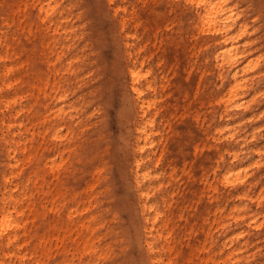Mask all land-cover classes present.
<instances>
[{
  "label": "rangeland",
  "instance_id": "1",
  "mask_svg": "<svg viewBox=\"0 0 264 264\" xmlns=\"http://www.w3.org/2000/svg\"><path fill=\"white\" fill-rule=\"evenodd\" d=\"M41 3L44 8L48 3L57 4L49 18H45L46 11L41 9ZM115 4L119 8L117 14L108 0H0V54L7 49L6 58L0 59V97H3L0 107L9 102V107L3 111L11 121L10 133L15 134L12 145L18 144L19 140L21 143L10 159L6 152L8 147L2 150L0 143V209L2 189L8 195L14 193L17 197H7V205L11 210L14 206L24 210V220L31 227L34 215L29 205L31 202L42 203L46 221L39 223L38 231L46 234L51 248V255L41 254L35 241L25 242L21 233L4 249L10 264H37L40 257L42 262L39 264H152L138 230L137 196L131 190L130 175L124 167L127 157L124 137L128 136L132 126L131 94L124 73L125 44H129L132 53L138 52L139 60H144L142 69L152 68L157 84L167 86L172 83L176 65H171L161 54L166 48V38L174 36L180 42L186 53L183 64L188 70L192 69L193 62L190 55H198L203 62L199 53L201 42L197 39L198 30L191 24L192 11L183 0H116ZM239 5L253 28L260 27L251 35L252 55L258 56L264 52V10L259 9L258 0H240ZM123 17L127 23L122 31ZM58 22L60 29L56 32ZM65 30H72V35L67 36ZM10 66L13 70L5 72ZM205 78L206 88L213 84L216 89L221 88L222 82L216 73L209 72ZM168 93V89H159L158 98H165ZM151 95L152 91H148L147 99ZM198 101L176 104L177 116L169 117L171 125L175 127V123L187 120L188 114L218 123L220 107L197 106ZM70 103L80 108L77 114L73 111V120L67 114H57L63 106L71 110ZM262 106L264 109V102ZM164 113L157 116V121L172 134L173 127L168 122H161ZM192 123L196 126L197 122ZM259 125L264 134V115L259 118ZM190 142L200 148L203 146L197 138H189L186 146L185 140L182 141L178 159L188 160L185 163H189L193 149L187 147ZM217 146L226 163L233 160L222 149L220 141ZM53 159L58 163L63 161L62 168L56 164L53 167ZM245 159L243 167L253 161L252 158ZM217 164L214 159L211 166ZM211 166L200 169V177L194 180L191 173L178 168L172 170V166L163 160L154 171L159 174L155 183L161 180L163 185L152 191L151 199L163 209L161 196L174 195L173 207L180 205L185 217L192 214L197 205L199 208L202 205L210 207V220L205 225L198 214V225L174 219L181 244L194 246L198 243L200 246L211 225L214 243L209 253L214 254L216 260L239 248L240 256L235 254L231 264H264V227L258 229L255 226L264 220V201L261 207L257 205V199L261 200L264 192L249 186L250 177L245 186L240 183V187L232 189L215 182L218 191H214L205 184L208 175L211 180L215 177ZM248 171L251 174L257 169L251 166ZM16 172L21 173L19 178L13 177ZM28 175H31L29 180ZM4 178H10L11 185L18 181L21 186L12 192V187L4 185ZM261 181L264 184V176ZM25 188L29 195L20 197ZM239 192L245 195L240 196ZM213 193L219 198L210 203L209 197ZM235 205L239 210H235ZM217 207L222 212L215 214ZM251 210L259 213V221L253 225L249 224L251 219L248 218ZM238 213L246 215L247 219H238ZM69 214L73 221L96 217L99 228L92 237L95 252L83 254L84 243L80 238L75 239L74 233L66 240L63 250L56 251L51 227L55 220L62 223ZM191 226H194L193 233L189 234ZM246 240L248 246L240 248ZM178 250H181L180 246ZM4 251H0V261ZM105 252L109 253L108 258L102 257ZM205 254L206 251L202 252L203 256ZM180 260L184 264H193L186 257H180Z\"/></svg>",
  "mask_w": 264,
  "mask_h": 264
},
{
  "label": "bare ground",
  "instance_id": "2",
  "mask_svg": "<svg viewBox=\"0 0 264 264\" xmlns=\"http://www.w3.org/2000/svg\"><path fill=\"white\" fill-rule=\"evenodd\" d=\"M108 1L110 5L117 6L115 4L116 0ZM183 2L192 11L191 24L195 30H198L197 39L201 42L199 53L203 57V62L198 55H190L193 62L192 69L188 70L183 64V55L185 56L186 53L183 52L180 42H177L174 36L167 37L166 48L161 54L167 60H170L171 65H176L175 75L170 85H158L157 77L153 76L152 68L149 67L143 70L144 60H139L138 52L132 53L129 49V44H125L124 73L126 86L131 94L129 111H132V114H129L132 126L128 136L124 137L127 155L124 167L130 175L131 190L137 196L139 209L138 230L142 234V243L149 254V261L152 264H184L180 257H186L193 264H212V262L213 264H231L235 254L240 256L239 248L231 250L226 257L219 260L213 257L214 254L211 255L209 253L214 243L211 225H209L210 228H207L200 246L198 243L194 244V246L181 244L177 232L178 227L174 219L198 225L199 221L196 220V214H198L202 218L201 222L205 225L210 220V207L207 208L202 205L199 208L200 205H197L192 209V214L185 217L180 205L173 207L174 195L171 197V194L161 196L164 206L161 209L157 202L151 199V193L163 185L161 180H159L158 184L154 181L159 176L158 172L154 173V171H156L157 166L163 160L167 165L172 166V170H177L178 168L184 173H191L192 178L195 180L200 177L198 174L199 170L210 167L214 159H216L218 164L211 166L215 175L212 178L213 180L210 179L209 175L206 178L205 184L209 188L218 191V186L215 182H220L231 189L236 186L240 187V183L245 186L246 181L250 177L252 179L249 181V186L251 188H260L261 192H264V184L261 181L262 176H264V145L262 144L264 134L261 132L262 128L259 125V118L264 115L262 106L264 102V52L253 57V40L251 39V35L255 34L260 27L253 28L247 14L240 8V0H183ZM114 7L113 9L117 14L119 8ZM258 7L260 10H264V0H258ZM56 8L57 4L51 5L48 3L45 8L43 4L41 5V9L46 11L45 18H49ZM126 23V18L123 17L120 22L122 31L125 30ZM59 29L60 22L57 23L55 31L59 32ZM64 33L67 36H71L72 30H65ZM206 35L209 37L206 38ZM133 37L135 38V36ZM6 54L7 49L0 54V59H5ZM11 70H13L12 66L7 67L5 72L8 73ZM209 72L217 74V77L222 82L221 88L216 89L214 84L212 87L208 86L206 88L207 80L205 76ZM11 86L12 84H9V87ZM163 88L168 89L169 93L165 98H158L157 92ZM148 91H152L149 99L146 97ZM192 100H199L197 106H219V122L216 123L211 121V119H200L197 114H188L187 120L180 124L175 123V127H173L171 125L172 119L170 118L177 116L175 105L191 104ZM2 101L3 97H0V103ZM68 106L71 110L68 111L63 106L58 110L59 113L57 114H67L73 120L75 119L73 111L75 110L77 114L80 110L79 105L74 107L70 103ZM7 107H9V102L3 103V109L0 107V143L2 150L5 146L8 147L6 152L8 159H10L11 154L16 153L21 143L19 140L17 141L19 142L18 144L12 145L15 142V134L10 133L11 121L3 111ZM163 111L165 113L161 122H168L171 125L170 127H173V129L171 128L173 130L172 134L166 130L165 125L157 121V116ZM193 118L197 122L196 126L192 123L194 121ZM189 138L194 140L197 138V140L203 142V146L200 148L199 145L190 142L191 144L187 147H193V149L189 156V163L186 162L187 165L185 161L188 160L181 161L178 159V149L184 140L186 146ZM219 141L222 144V149L233 159L228 163H226L222 153H220V147L217 146ZM35 151L37 152V149ZM246 157L252 158L253 161L243 167L247 161ZM235 161L237 162L235 163ZM221 163H224L223 167L220 166ZM51 164H53V167L56 164L59 169L64 165L63 161L58 163L54 159ZM251 166L257 171L250 174L248 170ZM20 174V172H16L13 177L19 178ZM30 177L31 175H28V180ZM3 181H5V183L3 182L4 185L12 187V192L21 186L18 181L11 185L10 178H4ZM191 181L190 178L189 183ZM28 183L30 184L29 181ZM27 194L28 188H25L20 197H27ZM238 194L240 196L245 195L241 192ZM1 195L3 205L0 209V251L1 249L4 251L5 247L10 246L22 233L25 242L34 240L36 245L40 247L41 254L51 255V248L46 234L38 231L40 224H42L40 222L46 221L44 209L41 206L42 203H30L29 209L34 215V225L29 227L28 222L24 220L25 211L20 210L17 206H14V209L11 210L10 206L7 205V197L17 196L14 193L8 195L4 193L3 189ZM218 198L213 193L209 197L210 203L215 202ZM263 199L264 197L261 200L257 199L258 207L263 205ZM234 208L239 210L237 205ZM217 211L221 213L222 209L217 207L215 214ZM252 212L253 210H251L248 217L251 219L250 225L259 221L257 218L259 213ZM236 217L238 219H247V216L245 215L244 217L241 213H238ZM37 220L39 222H36ZM57 222L55 220V224L51 227L57 243V252L63 250L61 248L64 247L66 240L73 233L76 236L75 239L80 238L84 243L83 254L95 252L96 245L92 237L99 228L95 216H90L85 220L73 221L69 214V217L62 223L58 219ZM255 226L258 229L263 228L264 220ZM193 227H190L189 234L193 233ZM242 232L244 233L245 231ZM4 238L6 241H4ZM248 244L249 242L246 240L240 248L245 245L248 246ZM179 246L181 250H178ZM204 251L207 254L203 256L202 252ZM7 255L8 253L4 251L0 264H10L5 258ZM102 255L103 258L109 257L108 252ZM239 256L237 257L238 260L240 259ZM19 257L24 258V255H19ZM38 261L41 263L42 258H38ZM19 264L24 263L21 262ZM241 264L245 263L242 262Z\"/></svg>",
  "mask_w": 264,
  "mask_h": 264
}]
</instances>
